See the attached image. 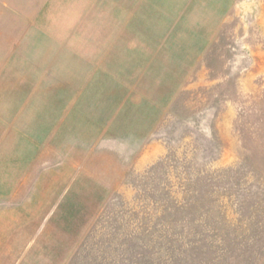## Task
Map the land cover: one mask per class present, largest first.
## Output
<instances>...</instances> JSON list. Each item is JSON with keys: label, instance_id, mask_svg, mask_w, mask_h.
<instances>
[{"label": "rangeland", "instance_id": "rangeland-1", "mask_svg": "<svg viewBox=\"0 0 264 264\" xmlns=\"http://www.w3.org/2000/svg\"><path fill=\"white\" fill-rule=\"evenodd\" d=\"M92 2L132 83L70 138L81 74L0 85V264H264V0Z\"/></svg>", "mask_w": 264, "mask_h": 264}, {"label": "crops", "instance_id": "crops-1", "mask_svg": "<svg viewBox=\"0 0 264 264\" xmlns=\"http://www.w3.org/2000/svg\"><path fill=\"white\" fill-rule=\"evenodd\" d=\"M92 4V0H0V85H28L32 71L36 76L51 77L52 80L60 77L62 68L72 79L81 74L78 91L68 98L66 106L56 115L57 123L52 132L59 138L62 133H68L70 138L71 131L77 127L74 126L76 117L97 133L105 131L109 112L119 105L114 104L118 93L117 77H123L124 84L132 83L129 71L132 49L124 48V44L118 42L120 46L111 50L115 51L111 55L117 57L111 61L109 50L97 57L92 52L107 41L99 37L117 35L107 28L94 27L97 21L107 17L103 12L94 13ZM36 82L47 81L38 79ZM103 86L111 92L101 99L99 95ZM59 103L61 105V101ZM83 104H90L95 110L92 113L79 110L76 115L77 105ZM24 111L22 107L21 113ZM54 116L48 120L53 121ZM59 138L56 140L52 135L44 142L39 141L38 147L56 151L62 146ZM50 152L45 151L46 154ZM57 154L60 155V151ZM2 179L6 184L12 179L11 172L5 173Z\"/></svg>", "mask_w": 264, "mask_h": 264}]
</instances>
